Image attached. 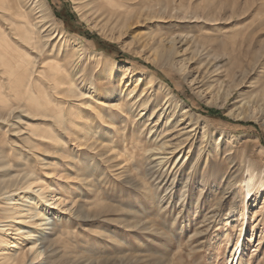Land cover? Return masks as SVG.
Returning <instances> with one entry per match:
<instances>
[{"label":"rangeland","instance_id":"1","mask_svg":"<svg viewBox=\"0 0 264 264\" xmlns=\"http://www.w3.org/2000/svg\"><path fill=\"white\" fill-rule=\"evenodd\" d=\"M79 1H4L32 30L38 61L67 66L85 99L127 107L102 119L83 110L86 134L58 129L62 149L42 145L52 163L37 170L52 192L40 202L45 264H264V0H125L118 10L94 0V15ZM7 16L0 9V27ZM148 76L176 101L155 84L144 96ZM142 97L152 98L144 109ZM24 194L14 186L0 204Z\"/></svg>","mask_w":264,"mask_h":264},{"label":"bare ground","instance_id":"2","mask_svg":"<svg viewBox=\"0 0 264 264\" xmlns=\"http://www.w3.org/2000/svg\"><path fill=\"white\" fill-rule=\"evenodd\" d=\"M4 1L0 0V9L8 15L9 23L4 28L0 27V203L2 196L17 185L21 189H29L33 194L32 196L24 194L20 202L10 195L6 197L7 201L0 204V264H45L43 259L47 256L48 248L43 244L40 233L44 229L42 225L48 224L42 220L49 218L47 216L49 209L43 207L40 202L52 192L49 186L41 185L42 178L37 170L51 166L52 163L46 162L51 150H44L42 145L49 144L51 148L60 151L64 142L56 133L58 129L85 133L83 110L88 111L95 118L102 119L106 110L119 108L121 105L119 99H109V95H98L92 97V100L85 99L91 95L88 91L82 90L77 93L72 85L70 73H65L68 71L67 66H61L58 60L38 61V56L32 54L36 45L32 41V30L24 20L15 19V15L10 12ZM90 1L80 0L75 10L80 13L83 10L90 11L94 15L99 8L96 10L94 6L92 7L91 4L95 1ZM104 1L107 2L108 7L117 10L126 6L125 0ZM51 28L56 32L53 37L58 35L59 39L65 40L62 30ZM78 47L82 49L81 41ZM88 54L94 57L101 56L95 51H89ZM76 57L78 58L79 55ZM154 78L148 76L147 87L143 89V91L146 90L144 96L149 91L148 88L155 84L164 92L165 103L176 101L177 96L171 88L164 84L162 86ZM72 96L78 98L76 99L78 104L67 103ZM151 99V97L141 98L140 103L143 109L147 101L153 100L155 104L159 101L157 96ZM165 103L157 109L164 111V107L167 106ZM125 108L121 106L120 112L124 114ZM186 111L189 112L187 108ZM187 127H181L182 131L185 129L182 133L193 130V125L191 129ZM113 138L117 140V133L113 135ZM180 142L175 146L173 144L171 148H168V144L161 143L160 147L155 148L156 153H173L180 148ZM30 156L38 162L35 170L21 166L23 161L25 162L24 159ZM39 159L43 164L39 162ZM251 178L249 175V180L246 181L247 186L252 185ZM263 183L259 185L263 186ZM246 194H249V189ZM61 202L60 199L54 201L56 205ZM26 226L31 230H25ZM241 233L242 231L232 250L234 256L242 247Z\"/></svg>","mask_w":264,"mask_h":264},{"label":"trees","instance_id":"3","mask_svg":"<svg viewBox=\"0 0 264 264\" xmlns=\"http://www.w3.org/2000/svg\"><path fill=\"white\" fill-rule=\"evenodd\" d=\"M213 111V109H211Z\"/></svg>","mask_w":264,"mask_h":264}]
</instances>
